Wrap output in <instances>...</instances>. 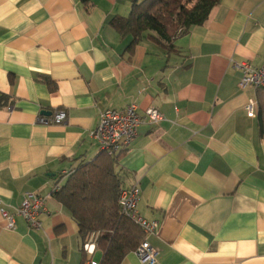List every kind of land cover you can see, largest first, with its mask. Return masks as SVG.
I'll return each mask as SVG.
<instances>
[{"label": "crops", "instance_id": "obj_1", "mask_svg": "<svg viewBox=\"0 0 264 264\" xmlns=\"http://www.w3.org/2000/svg\"><path fill=\"white\" fill-rule=\"evenodd\" d=\"M132 0H0V209L46 199L42 229L0 213V264H84L78 225L55 198L64 171L100 152L90 135L105 109L136 103L143 122L115 166L137 183L156 264H264V88L239 86L234 62H264V0H219L168 46L127 50L109 23ZM256 101L255 117L245 105ZM11 107V110H9ZM66 111L63 123H40ZM103 252L94 248L93 259ZM120 264H142L134 251Z\"/></svg>", "mask_w": 264, "mask_h": 264}, {"label": "trees", "instance_id": "obj_2", "mask_svg": "<svg viewBox=\"0 0 264 264\" xmlns=\"http://www.w3.org/2000/svg\"><path fill=\"white\" fill-rule=\"evenodd\" d=\"M219 0H132L127 16H114L109 23L122 36H131L132 50L144 33L160 44L201 25ZM122 154V153H121ZM120 154V155H121ZM101 151L92 160L80 163L53 191L55 198L70 212L78 225L83 244L94 235L103 252L100 264H120L145 239L142 229L120 213L119 188L122 185L115 166L118 157Z\"/></svg>", "mask_w": 264, "mask_h": 264}, {"label": "built area", "instance_id": "obj_3", "mask_svg": "<svg viewBox=\"0 0 264 264\" xmlns=\"http://www.w3.org/2000/svg\"><path fill=\"white\" fill-rule=\"evenodd\" d=\"M233 67L239 71V86L242 89L252 87L254 89L264 88V62L253 67L247 61L233 63ZM256 101L250 99L245 105L246 115L255 117ZM11 110V107H9ZM66 119V111L57 109L50 117L39 115L37 121L40 123H63ZM163 119L162 113L155 107H149L141 115L138 113L136 103H130L122 109H105L100 112L99 121L95 129L90 131V135L99 143L101 151L107 155L116 157L125 152L131 145L137 134L138 126L143 122L158 123ZM71 170L64 171L62 176H67ZM58 186L54 189L57 190ZM140 189L137 183L131 185H121L119 188L118 207L121 214L137 224L145 235L153 234L158 227V221L146 219L138 209ZM46 199L35 193H25L20 204L9 212L4 208L0 209L2 217L5 219L7 227L14 225V215L23 217L28 227L34 231L42 229L40 216L46 213ZM96 246L95 237L91 235L82 244L85 253L84 264H100L93 259L94 248ZM142 264H156L157 251L145 238L134 250Z\"/></svg>", "mask_w": 264, "mask_h": 264}, {"label": "water", "instance_id": "obj_4", "mask_svg": "<svg viewBox=\"0 0 264 264\" xmlns=\"http://www.w3.org/2000/svg\"><path fill=\"white\" fill-rule=\"evenodd\" d=\"M42 114H44V115H49L50 112H47V111L43 110V111H42Z\"/></svg>", "mask_w": 264, "mask_h": 264}]
</instances>
